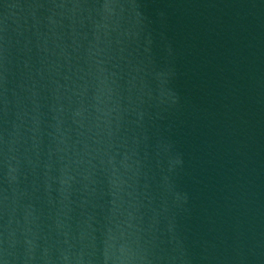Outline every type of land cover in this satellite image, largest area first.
<instances>
[{"label":"water","instance_id":"95a60500","mask_svg":"<svg viewBox=\"0 0 264 264\" xmlns=\"http://www.w3.org/2000/svg\"><path fill=\"white\" fill-rule=\"evenodd\" d=\"M0 264H264V0H0Z\"/></svg>","mask_w":264,"mask_h":264}]
</instances>
